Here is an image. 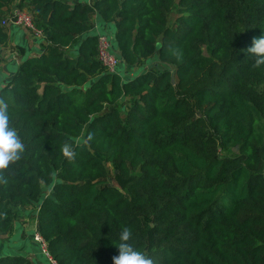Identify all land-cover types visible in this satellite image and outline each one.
I'll list each match as a JSON object with an SVG mask.
<instances>
[{
	"label": "trees",
	"instance_id": "obj_1",
	"mask_svg": "<svg viewBox=\"0 0 264 264\" xmlns=\"http://www.w3.org/2000/svg\"><path fill=\"white\" fill-rule=\"evenodd\" d=\"M17 9L46 47L0 88L25 146L0 171V264H114L125 227L153 264H264V0H0V47ZM32 209L41 262L1 246Z\"/></svg>",
	"mask_w": 264,
	"mask_h": 264
},
{
	"label": "clouds",
	"instance_id": "obj_2",
	"mask_svg": "<svg viewBox=\"0 0 264 264\" xmlns=\"http://www.w3.org/2000/svg\"><path fill=\"white\" fill-rule=\"evenodd\" d=\"M255 57V66L264 65V36L254 38L253 46L248 49ZM25 146L16 129L10 124L9 104L0 99V171H3L21 158ZM63 154L71 158L73 151L69 144L62 146ZM132 232L125 227L119 235V255L112 259L114 264H153L143 252L136 250L132 243Z\"/></svg>",
	"mask_w": 264,
	"mask_h": 264
},
{
	"label": "rangeland",
	"instance_id": "obj_3",
	"mask_svg": "<svg viewBox=\"0 0 264 264\" xmlns=\"http://www.w3.org/2000/svg\"><path fill=\"white\" fill-rule=\"evenodd\" d=\"M20 27L27 32L26 39H28L32 42L33 40H35V38L36 39L38 38V37H34L35 36L34 32L31 33V31L28 28H26L24 26H20ZM8 31H9L11 40L9 41V44L3 48L0 57L1 56H8L9 54L13 53L14 51H18L19 49H16L17 48L16 43H18V45H21V40H19L17 38L15 41V39H13V27H10L8 29ZM23 33L24 32L21 31V34H23ZM107 33H109L108 36L113 38L112 31L108 30ZM99 35H101V34H99ZM147 67H149V66L147 65V66L138 67V68H136V67L135 68H128V67H125L124 65H121V68L119 71L121 72V74L126 79H130L133 76H135L136 74L142 73L144 70L147 69ZM34 216H35V210H33V209L28 210L26 212L25 218L22 219V223H19L17 225V229H16L14 236L10 237L8 239L2 240L1 246H5V247L18 246L20 248L24 246L23 249L25 250V252L27 254L30 255V257L35 258L36 260L41 262L44 260L42 258V255L40 254L37 246L35 245V242H34V235H35L34 232H36V224H37V221L33 218ZM11 240H12L11 244L7 243V241H11ZM26 240H29L28 245L25 244ZM33 248H34V250H33Z\"/></svg>",
	"mask_w": 264,
	"mask_h": 264
},
{
	"label": "crops",
	"instance_id": "obj_4",
	"mask_svg": "<svg viewBox=\"0 0 264 264\" xmlns=\"http://www.w3.org/2000/svg\"><path fill=\"white\" fill-rule=\"evenodd\" d=\"M71 4L76 1H86V0H67ZM13 27V39L18 38L21 40V45L16 43L18 51H14L13 53L9 54L8 56H1L0 57V88H3L15 75L19 64L22 60V56L25 57H32L36 55H40L45 50V43L43 40H39L38 38L33 40L32 42L27 37V32L19 26L16 25H9L8 29ZM21 31L24 33L21 34ZM32 33V32H31ZM11 40V37H10ZM4 47H0V55L2 53ZM13 51V50H12Z\"/></svg>",
	"mask_w": 264,
	"mask_h": 264
},
{
	"label": "built area",
	"instance_id": "obj_5",
	"mask_svg": "<svg viewBox=\"0 0 264 264\" xmlns=\"http://www.w3.org/2000/svg\"><path fill=\"white\" fill-rule=\"evenodd\" d=\"M4 25H16V26H24L28 28L30 31L34 32L38 37H41L42 34L40 31H38L35 28V25L33 23V20L29 14L25 11L15 10L13 13V16L10 17L9 20H5ZM112 42L111 37L107 36L105 34L99 35V58L102 62V64L106 67V69L110 73H115L117 71V68L120 65V60L113 54L112 52ZM35 239L42 244V247L44 249V252L47 254V247L40 235H36ZM53 264H55V261L50 259Z\"/></svg>",
	"mask_w": 264,
	"mask_h": 264
}]
</instances>
